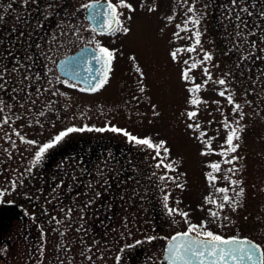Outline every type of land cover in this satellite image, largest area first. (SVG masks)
Listing matches in <instances>:
<instances>
[{
    "label": "rangeland",
    "instance_id": "obj_1",
    "mask_svg": "<svg viewBox=\"0 0 264 264\" xmlns=\"http://www.w3.org/2000/svg\"><path fill=\"white\" fill-rule=\"evenodd\" d=\"M45 1L31 11V22L22 20L26 12L21 6L14 8L11 0L10 8L0 10V34L20 39L35 35V49L39 51L30 59L25 55L16 59L20 65L24 61L33 65L36 78L29 80L33 86H28L17 70L11 75L5 73L8 82L0 91V98L6 102L0 121L10 117L9 123L0 126V191L7 193L0 203V218L6 220L9 204L16 205L24 216L3 231L0 264H117V255L121 257L120 264L147 263L133 260L141 256L150 264H160L167 239L187 228L181 216L167 214L163 206L165 194L169 195V207L188 213L189 223L204 222L209 230L223 237L250 238L264 251V0H242V6L252 15L241 13L239 21L226 18L235 15L228 7L230 0H126L135 11H119L123 13V25L130 31L102 35L91 32L84 19L85 10L81 9L82 4L92 0H51L49 12L53 14L47 20L43 9L49 0ZM189 6H194L195 16L201 18L198 26L185 24L193 17L187 12ZM65 11L72 15L66 18ZM70 25L79 26L78 36L73 35L75 29ZM177 25L189 31H181ZM197 30L201 33L200 45L191 53H177L173 60L171 52L191 47L192 32ZM237 31L247 37L243 47H236L242 43L236 37ZM3 38L0 35V40ZM89 40L113 51L114 60L108 83L96 92L84 94L76 84L68 87L61 83L64 79L54 66L58 58ZM252 43L256 47L251 58L241 60L242 55L249 54L247 49ZM22 50L19 43L15 51ZM204 52L213 59L203 61ZM197 61L201 63L190 69ZM17 62L12 63V68L18 67ZM186 70L188 81L182 77ZM221 78L226 80L223 86L215 83ZM195 85H201V89L192 94L188 89ZM225 88V96L231 94L234 103L241 105L235 113L233 105L218 95ZM193 95L200 104H190ZM191 111L197 116L190 120L187 114ZM225 119L242 129L240 140L234 141L237 150L228 157L220 155L226 151ZM106 126L126 130L138 138H151L154 143L164 141L169 150L167 162L175 168L167 175L175 182L159 180L166 170L154 167L158 162L152 159L154 152L107 131L71 133L46 153L45 158L53 154L56 159L51 167L43 165L44 158L40 166L27 171L38 147L60 131ZM201 132L206 133L203 143L197 138ZM20 136L36 144L22 143ZM210 138L211 150L206 147ZM107 146L125 148L129 163L123 170L110 172L100 159H78L69 151L83 147L87 153ZM204 152L208 154L202 155ZM233 157L232 163L224 162ZM212 163L220 164L219 172L213 173L208 167ZM208 173L215 176L214 184ZM12 183L16 184L14 190ZM217 188L228 189L230 204L223 211L205 202L206 197H211L217 204L223 203V194L216 192ZM241 189L242 195L237 196ZM213 211L219 212L218 218L210 216ZM149 237L154 239L148 242ZM137 240L142 243L126 247ZM121 248L125 251L121 252Z\"/></svg>",
    "mask_w": 264,
    "mask_h": 264
},
{
    "label": "snow or ice",
    "instance_id": "obj_2",
    "mask_svg": "<svg viewBox=\"0 0 264 264\" xmlns=\"http://www.w3.org/2000/svg\"><path fill=\"white\" fill-rule=\"evenodd\" d=\"M23 4L28 3H36V0H22ZM238 5V11L236 10ZM7 7H11V3L8 4ZM53 5L51 0H49L47 6L43 9L45 15L44 20L48 19L49 15L53 13L49 12V9L52 8ZM233 11L235 12L233 16H227V19H235L239 21L241 19V13H247L249 16L252 13L249 11L247 7L242 6V0H230V4L228 5ZM81 9L86 10L84 19L88 21L91 25V32L92 33H103V34H116L118 31H122L124 34H127L130 29L123 25L121 20V16L123 15L119 9H127L129 12L135 11L132 5L126 0H118L117 3H112V0H105L104 3H101V0H92L90 3H84L81 5ZM81 9H77V12L81 11ZM155 9L149 8V11H154ZM188 13H193V17L189 18L185 21V24H192L193 26H198L201 23V18L195 16V9L194 6H189L187 9ZM72 13L69 11H65V17L71 16ZM261 16H264V10L261 11ZM2 19V17H0ZM131 19V17H128ZM171 20V17H169ZM71 28L75 29L73 32L74 36H78V25H70ZM240 25H237L239 29ZM181 31H189V29L181 28L180 25H177ZM67 35V33H64ZM175 35L179 36V32L175 33ZM192 36L194 37V44L191 47L186 49H176L175 51L171 52V57L173 60L176 59L177 53L181 51H187L189 53L196 50V47L200 45V31L192 32ZM236 37L239 38L242 43L236 45V47H243V43H247V37L242 31L236 32ZM94 44V47H88L87 45ZM87 45L83 47L80 51V54L75 57H68L64 61L61 62L59 68L64 76L72 78H77L82 80V82L87 86L86 88H81L80 91H91L96 92L104 87L109 80V73L112 71V63L114 60V52L108 49L107 47L102 46L100 43L89 40L87 41ZM39 47V46H37ZM256 47L255 43L249 45L247 49L248 55H242L241 60H248L251 58L252 50ZM264 51V49H261ZM213 57L204 52L203 54V61H211ZM187 63V61H185ZM201 61H197L190 65V69H195ZM95 64L97 67L95 70L93 69L92 65ZM239 67V63L237 64ZM79 69L83 70V75L81 77ZM17 69L14 67L11 70L6 68H0V81L4 83H0V91H4L6 83L5 73L8 72L9 75L16 73ZM51 71V70H49ZM137 71L139 69L137 68ZM204 74L208 77V80H211L212 77L208 72L207 68H204ZM226 75H228L226 73ZM182 77L185 81L190 79L188 71H184ZM51 82V81H50ZM68 87H74L75 85L70 84L67 80L61 81ZM207 83V81H205ZM220 86L226 84V80L221 78L218 81H215ZM201 89V85H195L192 88H189L188 91L192 94L198 93ZM15 91V89H13ZM141 91H144L141 88ZM228 90L225 88L218 92L220 97H224L227 100L229 105H233V112H237L240 110L241 105L235 104L233 100V96L231 94L225 96ZM192 105H198L201 103L200 99L193 95V98L189 101ZM34 103V101H33ZM6 102L0 98V113L4 112V106ZM10 107V105L8 106ZM158 115V113H155ZM188 118L191 120L197 116L195 111L188 112ZM10 117L5 116L2 121H0V126L2 124L9 123ZM241 119H243V115H241ZM236 124H239V121H236ZM224 128L227 130L226 134V151L221 152L220 155L224 157H228L231 153H235L237 150L238 145L234 143V141L240 140V133L242 129L237 126L233 127L231 123L225 119L223 122ZM189 128H193L192 124L188 125ZM200 125L197 124L195 129H199ZM84 131H95V132H111L115 134H120L126 137L129 143L134 144L135 146L141 148L142 150H147L150 152H154L155 155L152 156L153 160H157L158 162L154 165L156 169H160L163 167L166 170L165 175H161L159 180L161 182L164 181H172L175 182L173 177L167 175V172L175 171L173 167V163L167 162L168 160V149L165 147V142L161 141L159 143H154L151 138H138L126 130L117 128L115 126H106L103 128H89V127H68L64 131H60L59 134L55 135L50 141L43 143L41 146L38 147V150L35 151L34 157L30 161L31 167L28 168V172H31L32 168L38 166L42 160L45 158L46 153L49 152L50 149L54 148L57 144L65 139L71 133L77 132H84ZM19 136V133H16ZM206 133L201 132L200 136L197 137L198 139L203 141V137ZM20 140L22 143H26L29 145H35L36 142L33 140H25L23 136H20ZM212 143V139L210 138L207 143L206 147H209ZM223 147V146H222ZM163 150V155L162 151ZM202 155H207V152L201 153ZM235 157L232 159H226L225 163H232ZM209 168L212 169V172H219L220 171V164L219 163H212L208 165ZM231 171H235L234 169ZM155 175V172L152 173ZM207 177L210 182L213 184L215 183V176L212 173H208ZM227 180L228 177L225 176ZM233 184L238 182L233 181ZM59 187V185H57ZM179 187V185H178ZM11 188L14 190L16 188V184L12 183ZM216 192L222 193L223 203L217 204V201L211 199V197H206L205 202L211 203L216 205V207L223 211L224 206L226 204H230V197L228 196V189L227 188H217ZM243 190L241 189L240 192L237 193V196L242 195ZM6 191H0V203L3 202L2 198L6 195ZM98 195V194H97ZM169 195L165 194L163 196V206L167 210V214L169 216L179 215L184 219L185 224H187L186 231L177 233L172 235L171 238L167 239L166 247L163 248V259L167 262V264H264V251L261 250V247L257 244L247 240V239H239L237 237L232 238H225L220 234H216L207 228V224L202 222L201 224L197 225L195 223H189L187 220L188 213L179 211L176 208L169 207L168 204ZM11 203V201H9ZM71 210H69L70 212ZM27 214V213H25ZM67 215V213H66ZM210 216L213 218H218L219 212L213 211L210 212ZM53 219H55L53 217ZM225 219H227L225 217ZM154 237H149L148 242H151ZM142 242L137 240L133 245H127V248H135L137 245H140ZM121 252L125 251V248H121ZM117 264H120L121 257L117 255L116 257Z\"/></svg>",
    "mask_w": 264,
    "mask_h": 264
},
{
    "label": "flooded vegetation",
    "instance_id": "obj_3",
    "mask_svg": "<svg viewBox=\"0 0 264 264\" xmlns=\"http://www.w3.org/2000/svg\"><path fill=\"white\" fill-rule=\"evenodd\" d=\"M9 1L10 0H0V10L7 7L8 4L10 3ZM11 2L13 3L14 8L15 7L20 8V6H21L23 12H26V14L21 15V18L24 22L25 21L31 22L33 20V18H31V16L34 14V13H31V11H34L35 9H37V7L39 8L42 2L44 4H46V1L44 2V0H36V3L30 2L26 5L23 4L22 0H11ZM4 21H6V19H4ZM20 24L24 25L23 23H20ZM0 35H1V37H5V39L3 38V40H0V67L1 68H6L8 70H11L12 69V63L18 61V60H16L17 58H19L18 55H20L21 57H23L25 55L26 58L30 59L32 57H35V55L37 53H39V51H36V49H35L36 48V46L34 44V42H36L35 35L29 36L28 38H24V39H20L19 37H16L14 35H9V34H3L2 33ZM19 43L22 44L23 50L16 52L15 48L19 47ZM16 64L18 65V67H15V68L22 72V76L25 77L27 82H28L27 85L33 86V84H30V82H29L30 79L36 78L34 69L32 68L33 65L32 64L30 65V62H27V61H24V63L22 65L18 64V62ZM23 83H24V81H23ZM80 89H81V87L78 86L79 92L84 93V94L92 93L91 91H83L82 92V91H80ZM62 149L63 148L59 149L60 153H61L60 158H62V152H63ZM94 149H93V152H91V149H90L87 153H84L83 147H77L75 152L71 151L72 148H71V150H69V148H68L66 150V152L68 153V150H69L70 152L74 153V155L76 157H78V159L79 158H83L85 160L92 159V161H95L96 159H100V161H103V162H105V164L108 165L106 168H108V170L110 172L112 170H114V171L115 170H119V171L123 170L125 168V166H127V164L129 163V156H127V153L125 152L126 151L125 148L120 150V149H116L115 147H112V146H107V147L96 148L95 150ZM106 158H107V160H105ZM52 162H56V159H54L53 154H50L48 157L45 158V161L42 163L45 167L49 168V166L51 167ZM111 165H112V167H111ZM115 165L117 166L116 169H115ZM121 178H123V176H121ZM111 179H115V178L112 177ZM9 207H10V210H8V212H7V218H6V220H4L5 222L3 221V219L0 218V240L1 241L2 240L4 241V239H5V238H1L3 231H5L6 228L8 229L9 225L13 221L22 220L24 217L23 215H21L22 211L16 205L9 204ZM17 211L20 212L19 215H18ZM6 242L7 241H5L4 243H6ZM261 248H262V246H261ZM137 249H139V248H136L135 251L133 252L134 257L136 256L135 252H137ZM146 259L147 258H144V256H141L139 259L133 258V260H137L141 263L147 262L145 264H150L148 262V260H146ZM153 264H159V263L154 262ZM160 264H163V262L160 261Z\"/></svg>",
    "mask_w": 264,
    "mask_h": 264
},
{
    "label": "water",
    "instance_id": "obj_4",
    "mask_svg": "<svg viewBox=\"0 0 264 264\" xmlns=\"http://www.w3.org/2000/svg\"><path fill=\"white\" fill-rule=\"evenodd\" d=\"M90 2H92V1H90ZM89 2V3H90ZM105 1H101V3H104ZM86 11V10H85ZM87 21V20H86ZM88 22V21H87ZM89 24V23H88ZM90 25V24H89ZM91 26V25H90ZM101 34H103V33H101ZM86 45H84V46H81V47H79L77 50H75L73 53H70V54H68V55H65V56H63V57H61V58H59L58 60H57V62H56V65H55V69H56V71L58 72V74L60 75V76H62L63 78H65V79H67V80H69V81H71V82H73V83H77V84H79L82 88H86L87 86L82 82V80H80V79H77V78H72V79H70L69 77H67V76H64L63 75V73L61 72V70H60V68H59V65L61 64V62L62 61H64L66 58H68V57H75V56H78L79 54H80V51H81V49L83 48V47H85ZM88 47H91V46H89V45H87ZM92 67H93V69L95 70V68L97 67L95 64H93L92 65ZM79 71H80V74H81V77L83 76V75H85V73H83V70L82 69H79ZM178 233H180V232H178ZM175 234H177V233H175ZM175 234H173V235H175ZM232 237H234V236H231V237H227V238H232ZM171 238V237H170ZM237 238H239V237H237ZM239 239H247V240H249V241H251V242H253V243H255L254 241H252L251 239H248V238H245V237H243V238H239ZM256 244V243H255ZM258 245V244H257ZM259 246V245H258ZM165 247H166V244H165ZM164 260V259H163ZM165 262V264H167V262L166 261H164Z\"/></svg>",
    "mask_w": 264,
    "mask_h": 264
}]
</instances>
